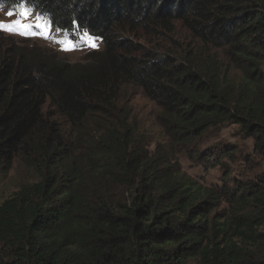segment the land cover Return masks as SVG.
<instances>
[{
  "label": "trees",
  "instance_id": "1",
  "mask_svg": "<svg viewBox=\"0 0 264 264\" xmlns=\"http://www.w3.org/2000/svg\"><path fill=\"white\" fill-rule=\"evenodd\" d=\"M3 3L32 7L73 38L89 31L102 49L70 61L0 33V176L17 163L35 176L0 204V264H264V175L211 186L142 143L119 103L124 86L140 88L180 151L234 123L264 158V0ZM177 21L199 52L134 38ZM193 151L206 170L223 164Z\"/></svg>",
  "mask_w": 264,
  "mask_h": 264
},
{
  "label": "rangeland",
  "instance_id": "2",
  "mask_svg": "<svg viewBox=\"0 0 264 264\" xmlns=\"http://www.w3.org/2000/svg\"><path fill=\"white\" fill-rule=\"evenodd\" d=\"M23 5L31 10V15L22 18L18 15V6H7L4 3V6L0 7V22L10 24L21 19L22 23L32 24L33 27L28 30L27 34H22L23 29L16 31L0 30V33L12 37L17 42L34 44L48 49L59 57L70 61H84L88 53L102 49L100 37L91 34L89 31L80 30L75 32L76 39H73L68 31L54 28L45 16L31 9L32 7ZM8 11H12L13 15L8 16ZM37 16L42 18L41 23L50 24L47 36L44 34V29L35 27ZM134 38L148 47L180 55L186 51L199 52L202 47L200 41L194 38L179 21L175 23L172 31L165 30V32L157 34L141 31ZM60 41H64V43H60ZM68 42L74 47H67ZM93 44L95 47L92 46ZM211 54L217 63L221 62L227 65L228 69H231V77L236 80L239 79L238 74L241 71L235 68L234 63L230 62L231 60L225 54L224 49L213 48ZM119 103L130 107L131 120L138 129L142 143L148 144L154 153L172 155L173 160L180 162L184 171L190 175H205L207 183L211 186H221L226 174H228L227 182L231 186L234 185L235 180L251 181L264 175V158L256 151L254 139L246 135L238 124L228 123L219 127L192 145L190 151L189 149L180 151L170 141L167 132L160 123L161 108L147 97L140 88L124 86L119 97ZM54 119L60 121L65 129V121L62 118L55 115ZM199 142L201 145L196 147L195 145H198ZM194 148L200 151L210 149L218 152V158L223 164L206 170V166L201 165L202 161L197 158V152L193 151ZM226 149H232L231 155L224 153ZM34 181L35 176L32 171L27 170L20 163L15 164L8 174L0 176V204L11 198L25 184ZM259 230H264V226L262 225ZM189 264L198 263L191 261Z\"/></svg>",
  "mask_w": 264,
  "mask_h": 264
},
{
  "label": "snow or ice",
  "instance_id": "3",
  "mask_svg": "<svg viewBox=\"0 0 264 264\" xmlns=\"http://www.w3.org/2000/svg\"><path fill=\"white\" fill-rule=\"evenodd\" d=\"M4 3L3 0H0V7H3ZM19 11H18V15L20 17H27L29 15H31V10L25 8V6L23 4L18 5ZM8 16H12L13 12L12 11H8L7 12ZM37 23L35 24V27L37 28H42L44 29V34L47 36V30L50 28V24H48L47 22H43L41 23L42 18L37 16L36 17ZM33 27L32 24H24L22 23L21 19H17L15 21H13L10 24H5L4 22H0V30H8V31H16V30H21L23 29L22 34H27L28 30H30ZM91 39V38H89ZM60 43H64V41H60ZM93 47H95V44L92 45ZM67 47H74V45H71L70 42H68V46ZM67 50V48H66Z\"/></svg>",
  "mask_w": 264,
  "mask_h": 264
},
{
  "label": "clouds",
  "instance_id": "4",
  "mask_svg": "<svg viewBox=\"0 0 264 264\" xmlns=\"http://www.w3.org/2000/svg\"><path fill=\"white\" fill-rule=\"evenodd\" d=\"M31 9H32V8H31ZM56 29H57V28H56ZM64 31H66V30H64ZM76 31L79 32V30H74V33H75ZM69 33H70V32H69ZM71 38H73V37H71ZM73 39H76V38H73Z\"/></svg>",
  "mask_w": 264,
  "mask_h": 264
}]
</instances>
